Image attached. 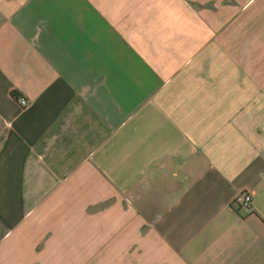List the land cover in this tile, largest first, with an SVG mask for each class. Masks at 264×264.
Listing matches in <instances>:
<instances>
[{
	"label": "crops",
	"instance_id": "crops-1",
	"mask_svg": "<svg viewBox=\"0 0 264 264\" xmlns=\"http://www.w3.org/2000/svg\"><path fill=\"white\" fill-rule=\"evenodd\" d=\"M0 264H264V0H0Z\"/></svg>",
	"mask_w": 264,
	"mask_h": 264
},
{
	"label": "built area",
	"instance_id": "built-area-1",
	"mask_svg": "<svg viewBox=\"0 0 264 264\" xmlns=\"http://www.w3.org/2000/svg\"><path fill=\"white\" fill-rule=\"evenodd\" d=\"M19 103L22 108H25L29 105V101L24 96L20 97ZM234 203L237 204L240 208L245 210L246 212H252L253 211V197L248 192H240L236 195L234 199Z\"/></svg>",
	"mask_w": 264,
	"mask_h": 264
},
{
	"label": "trees",
	"instance_id": "trees-1",
	"mask_svg": "<svg viewBox=\"0 0 264 264\" xmlns=\"http://www.w3.org/2000/svg\"><path fill=\"white\" fill-rule=\"evenodd\" d=\"M15 96H17V94H15Z\"/></svg>",
	"mask_w": 264,
	"mask_h": 264
}]
</instances>
